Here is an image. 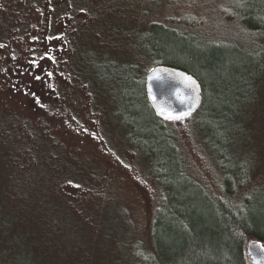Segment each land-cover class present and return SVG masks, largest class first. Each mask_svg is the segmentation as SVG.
<instances>
[{"label":"rangeland","instance_id":"rangeland-1","mask_svg":"<svg viewBox=\"0 0 264 264\" xmlns=\"http://www.w3.org/2000/svg\"><path fill=\"white\" fill-rule=\"evenodd\" d=\"M123 4L0 0V155H14L1 169L13 173L15 192L40 190L46 219L58 216L60 225L61 212H71L74 224L63 222L54 238L80 264H133L137 242H151L167 154L187 153V164L208 179L209 169L242 160L254 176L250 191L264 189V59L251 66L252 93L239 103L226 150L199 120L179 128V139L166 122L153 134L157 120L138 121L123 92L129 81L139 92L146 68L160 60L151 18L200 43L215 38L264 56L250 34H235L232 2Z\"/></svg>","mask_w":264,"mask_h":264},{"label":"trees","instance_id":"trees-1","mask_svg":"<svg viewBox=\"0 0 264 264\" xmlns=\"http://www.w3.org/2000/svg\"><path fill=\"white\" fill-rule=\"evenodd\" d=\"M121 1L127 5V0ZM230 1L233 14L239 18L235 34H250L255 47L264 49V0ZM233 14L228 12L227 16L233 18ZM150 21L154 49L160 55L154 64H168L194 74L201 84L202 102L189 117L161 119L148 102L143 78L139 92L131 81L123 88L128 109L140 114L138 121L142 123L157 120L153 134L162 131V122L171 124L177 139L182 138L179 128H188L199 120L219 150L224 149L239 103L252 93L251 66L260 65L263 51L254 55L243 45L215 38L200 43L193 32L155 18ZM3 147L7 149L6 144ZM6 152L0 155V264H80L70 253L72 247L65 253L61 249L64 239L54 238L63 222L71 226L75 218L70 211L66 215L62 211L59 225L58 216L45 218L40 190L31 187L15 192L20 185L13 173L6 175L1 169L3 161L14 160V155L7 159ZM167 155L161 180L165 190L151 224V242H137L139 252L133 264H252L246 245L249 240L264 245V189L250 191L254 176L247 162L226 161L217 170L209 169L213 174L208 179L187 164V153L184 157ZM35 180L33 175V187ZM52 222L57 226L52 227Z\"/></svg>","mask_w":264,"mask_h":264},{"label":"water","instance_id":"water-1","mask_svg":"<svg viewBox=\"0 0 264 264\" xmlns=\"http://www.w3.org/2000/svg\"><path fill=\"white\" fill-rule=\"evenodd\" d=\"M144 87L152 110L164 120L189 117L202 102L199 80L194 74L180 67L154 64L145 73ZM169 114L181 118H169ZM246 252L252 264H264V245L260 241L249 240Z\"/></svg>","mask_w":264,"mask_h":264},{"label":"snow or ice","instance_id":"snow-or-ice-1","mask_svg":"<svg viewBox=\"0 0 264 264\" xmlns=\"http://www.w3.org/2000/svg\"><path fill=\"white\" fill-rule=\"evenodd\" d=\"M169 118L180 119L181 117H173V116H171V114H169Z\"/></svg>","mask_w":264,"mask_h":264}]
</instances>
